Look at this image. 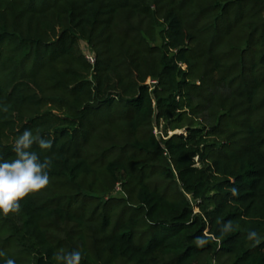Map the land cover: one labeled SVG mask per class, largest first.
<instances>
[{
    "label": "trees",
    "instance_id": "trees-1",
    "mask_svg": "<svg viewBox=\"0 0 264 264\" xmlns=\"http://www.w3.org/2000/svg\"><path fill=\"white\" fill-rule=\"evenodd\" d=\"M26 129L0 264H264V0H0V160Z\"/></svg>",
    "mask_w": 264,
    "mask_h": 264
},
{
    "label": "clouds",
    "instance_id": "clouds-1",
    "mask_svg": "<svg viewBox=\"0 0 264 264\" xmlns=\"http://www.w3.org/2000/svg\"><path fill=\"white\" fill-rule=\"evenodd\" d=\"M38 144L40 150H49L52 147L51 140L34 136L31 130H24L15 138L14 152L16 158L11 162L0 160V215L7 216L20 211V202L30 194L39 193L49 183L46 169L49 161H41L40 157L32 150L33 145ZM237 189H232V196H237ZM232 230L231 223L224 225L222 231ZM249 241L260 243L261 238L256 231H250L247 235ZM198 246H204L206 239L198 238ZM57 264H80L81 254L78 251L65 252L63 249L55 255ZM5 264H16L14 259H7Z\"/></svg>",
    "mask_w": 264,
    "mask_h": 264
},
{
    "label": "rangeland",
    "instance_id": "rangeland-1",
    "mask_svg": "<svg viewBox=\"0 0 264 264\" xmlns=\"http://www.w3.org/2000/svg\"><path fill=\"white\" fill-rule=\"evenodd\" d=\"M83 49L85 50V53H87L86 51V47L84 46ZM177 133H183V132H177ZM155 134L157 137H160V136H163L164 135V132H163V126H162V123L159 127H157L155 129ZM184 134V133H183ZM171 135H173V133H168V136L170 137Z\"/></svg>",
    "mask_w": 264,
    "mask_h": 264
},
{
    "label": "built area",
    "instance_id": "built-area-1",
    "mask_svg": "<svg viewBox=\"0 0 264 264\" xmlns=\"http://www.w3.org/2000/svg\"><path fill=\"white\" fill-rule=\"evenodd\" d=\"M86 58H87V60H89L90 62H93V61H92V58H91L89 55H87Z\"/></svg>",
    "mask_w": 264,
    "mask_h": 264
}]
</instances>
